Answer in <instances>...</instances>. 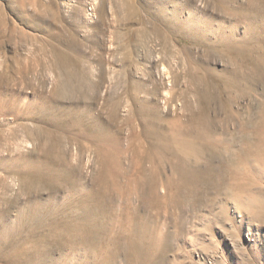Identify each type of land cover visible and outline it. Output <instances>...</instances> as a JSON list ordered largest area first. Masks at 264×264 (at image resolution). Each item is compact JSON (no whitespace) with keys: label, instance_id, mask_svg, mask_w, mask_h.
<instances>
[{"label":"rangeland","instance_id":"rangeland-1","mask_svg":"<svg viewBox=\"0 0 264 264\" xmlns=\"http://www.w3.org/2000/svg\"><path fill=\"white\" fill-rule=\"evenodd\" d=\"M263 62L264 0H0V264H264L254 153L182 193L151 162L201 95L236 153L260 140Z\"/></svg>","mask_w":264,"mask_h":264},{"label":"bare ground","instance_id":"bare-ground-1","mask_svg":"<svg viewBox=\"0 0 264 264\" xmlns=\"http://www.w3.org/2000/svg\"><path fill=\"white\" fill-rule=\"evenodd\" d=\"M252 63H253V66L255 64L257 65L255 67L256 69L258 68L259 66L258 63L260 62L257 59V60H254ZM259 71L264 72V62H263L262 68ZM207 100L209 99L201 95V100L199 101V104L200 105L205 104V107L203 108L204 110L200 111L199 109L198 111H195V112L193 111L192 114L190 113L191 116L189 115L190 118H188V121L186 120L182 121L181 125L174 126L171 132L172 139H170L169 144L165 146L166 150L170 151V153H166L165 151L160 150L157 156L153 155L151 157V162L157 163L156 165H158V167L163 166V163H168L169 165L172 166L174 173L177 175V179L179 182L178 187L181 193L186 191V189H189L190 187H191L190 190H193L197 187H200V185L202 184L203 185L211 184V183L216 184V183H219L220 181L222 182V179L226 180L227 177H229L230 179L233 178V179H238V180L245 179L247 176H249L247 165L250 164L251 158H252L250 157V155L251 154L253 155V153L254 155H256L257 163L259 164L264 163V110L262 111L261 121L257 123L258 128H257L256 133L259 136L260 140L257 139L258 140L257 141L255 140L256 138L255 139L252 138L254 141L250 142L251 144H249L245 136L242 141L243 143L241 145L242 147L239 148V151L241 153L238 154L233 150L237 146L236 145L237 142L229 138V136L233 134H230V133L227 134L226 129L224 130L222 128H221L222 130L219 129L220 125H218V121L215 120L213 117L211 118L210 114H211L212 107L210 106V103L207 102ZM225 107L227 110L226 122L229 123V121L234 119L236 116L233 114L231 110L232 105L230 101L225 102ZM7 114L8 112L1 113V115H7ZM219 130L222 133H219ZM15 131H14V137L15 135L16 136L18 135V133ZM21 131L22 133H25L24 136L26 137L35 135L36 139H38L39 141H41L43 138L42 137L43 129L40 127L39 128L38 127L29 128L25 125H21ZM148 133L152 135V133L149 130H148ZM218 134H225L228 138H221L218 136ZM234 137L236 138V135H234ZM254 137H257V136H254ZM18 138H19V135H18ZM50 145H52L51 147L53 148H55V146H58L54 142V139ZM50 150H53V149L50 148ZM157 159L158 161H156ZM202 161L205 162L206 164L205 167L207 169L204 171H199V169L196 170L197 168H195V166L200 164ZM215 161H218L219 163H221L220 166H217V167L214 166ZM157 170H160V169L158 168ZM22 173L23 171L20 172V174ZM158 174L159 173L157 171L152 170V174L150 178L143 174V176H141V179H140L142 181H138V182L139 183L142 182L141 184L143 185L146 183L155 185L157 181H159ZM36 179L37 180L43 179V176L42 175L36 176ZM24 181L29 182L28 180H24ZM24 181L22 182V184L25 183ZM71 206H72L71 201L69 199L66 212L64 211L66 213V218H67L65 225H64V230L69 233H72V231L77 229L76 227H74L75 225H73L71 221V217H73V214L69 215V212H67V209L71 208Z\"/></svg>","mask_w":264,"mask_h":264}]
</instances>
